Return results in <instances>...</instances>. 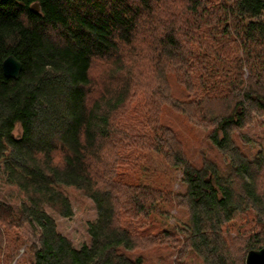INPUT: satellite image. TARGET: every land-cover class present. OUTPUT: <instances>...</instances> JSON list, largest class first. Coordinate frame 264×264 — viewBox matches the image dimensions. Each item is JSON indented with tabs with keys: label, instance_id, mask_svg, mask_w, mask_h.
<instances>
[{
	"label": "trees",
	"instance_id": "trees-1",
	"mask_svg": "<svg viewBox=\"0 0 264 264\" xmlns=\"http://www.w3.org/2000/svg\"><path fill=\"white\" fill-rule=\"evenodd\" d=\"M10 54L18 78L3 71ZM142 90L152 107L134 110ZM254 113L264 115V0H0V166L24 196L18 225L37 236L31 264H143L138 249L153 245L177 264L191 251L245 264L264 247V151L240 145ZM172 117L204 132L229 171L192 161ZM149 155L181 172L178 189L129 181ZM60 186L98 214L80 247L47 210L73 215ZM158 207L166 219L184 208L187 222L140 231ZM237 212L256 224L240 242L223 234Z\"/></svg>",
	"mask_w": 264,
	"mask_h": 264
},
{
	"label": "rangeland",
	"instance_id": "rangeland-1",
	"mask_svg": "<svg viewBox=\"0 0 264 264\" xmlns=\"http://www.w3.org/2000/svg\"><path fill=\"white\" fill-rule=\"evenodd\" d=\"M176 5L173 4V6ZM247 69H245V72ZM91 76L98 82V78L105 75V69L102 65H97L91 72ZM150 79L152 76L150 75ZM150 97L142 90L131 103L134 110L152 107ZM174 117H172L173 119ZM174 127L179 132L183 142V147L187 149L192 161L200 163L202 156L210 157L216 160L222 173L229 171L223 157H220L219 151L205 137L204 132L199 128L184 120L174 118L172 121ZM20 126L15 129L16 134H20ZM250 140L248 143L240 144L247 154L255 157L260 151H264V115L253 114L250 123L243 129ZM181 172L176 169L168 168L157 155H149L143 162L142 168L129 171L130 182L145 183L150 185L167 186L173 190L178 189ZM71 199L74 213L69 217L60 216L56 211L47 208L48 212L55 218L59 230L68 236L74 246L80 247L83 243L90 242L88 232L89 223L95 221L98 217L95 205L90 197L84 195L77 189L68 186H60ZM24 196L16 185L6 181L4 172L0 166V264H31V254L28 248L33 242L37 241V236L27 225H18L19 207L24 201ZM167 210L168 208L165 207ZM164 208V209H165ZM184 208H171L173 214L169 218L159 213L158 209L148 217L142 219L140 231L146 234L157 233L165 227H175L187 222L186 211ZM4 218V219H3ZM10 220L6 222V220ZM181 220V221H180ZM153 221V222H152ZM152 222L147 228L144 226ZM146 224V225H145ZM255 217L252 212L235 213L234 218L223 225V234L230 240L244 238L243 235L249 234L254 230ZM240 238L237 242H240ZM232 250L234 251L233 247ZM144 254L143 264H177L179 260L178 253L170 247L163 245H153L143 250L138 249ZM236 251V250H235ZM185 264H205L203 260L193 251L189 252L184 258Z\"/></svg>",
	"mask_w": 264,
	"mask_h": 264
},
{
	"label": "water",
	"instance_id": "water-1",
	"mask_svg": "<svg viewBox=\"0 0 264 264\" xmlns=\"http://www.w3.org/2000/svg\"><path fill=\"white\" fill-rule=\"evenodd\" d=\"M33 9L38 11L39 4L34 3ZM2 68L6 76L18 78L22 70V62L16 56L10 54L4 59ZM245 264H264V247L249 250L246 255Z\"/></svg>",
	"mask_w": 264,
	"mask_h": 264
}]
</instances>
